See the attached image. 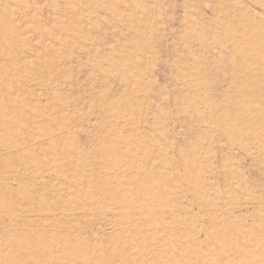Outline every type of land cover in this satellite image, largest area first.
Returning a JSON list of instances; mask_svg holds the SVG:
<instances>
[{
	"label": "rangeland",
	"instance_id": "1",
	"mask_svg": "<svg viewBox=\"0 0 264 264\" xmlns=\"http://www.w3.org/2000/svg\"><path fill=\"white\" fill-rule=\"evenodd\" d=\"M0 264H264V0H0Z\"/></svg>",
	"mask_w": 264,
	"mask_h": 264
}]
</instances>
